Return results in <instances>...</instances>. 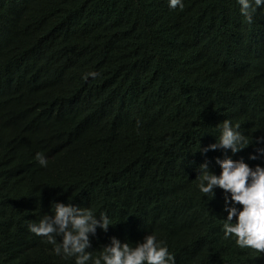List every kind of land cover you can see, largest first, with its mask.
Segmentation results:
<instances>
[{"label":"trees","instance_id":"obj_1","mask_svg":"<svg viewBox=\"0 0 264 264\" xmlns=\"http://www.w3.org/2000/svg\"><path fill=\"white\" fill-rule=\"evenodd\" d=\"M183 3L0 0V264H74L27 227L54 202L112 218L93 255L155 233L175 264H264L224 238L223 190L195 180L225 155L264 167L248 159L264 147V12ZM224 120L253 143L202 154Z\"/></svg>","mask_w":264,"mask_h":264},{"label":"clouds","instance_id":"obj_2","mask_svg":"<svg viewBox=\"0 0 264 264\" xmlns=\"http://www.w3.org/2000/svg\"><path fill=\"white\" fill-rule=\"evenodd\" d=\"M170 10L183 9V0H167ZM239 12L248 24L253 23V16L260 10L264 12V0H236ZM96 72L88 76L95 77ZM219 135L216 142L206 147H198V151L207 154L210 150H229L235 155L253 143L240 130L239 124L224 120L216 126ZM256 144H264V136L256 138ZM249 160L264 159V147L250 154ZM35 160L39 166L46 168L48 160L43 153H36ZM219 175L209 170L208 163L199 166L198 191L204 197L215 196V189L224 193V208L227 213L223 219L222 230L225 239H233L240 248L254 250L258 255H264V167L257 164L250 167L243 158L233 160L225 155L223 159L216 158ZM51 215H43L39 221L28 223V230L38 237L44 238L54 247V254L64 260H73L74 264H175V258L170 253L166 243L157 238L155 233L146 234L142 241L133 246L129 242H121L111 237L108 244L103 245L98 255H93L92 240L97 236V229L107 233L114 225L107 212L95 214L90 207L74 206L54 202L50 208Z\"/></svg>","mask_w":264,"mask_h":264}]
</instances>
